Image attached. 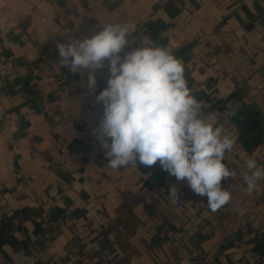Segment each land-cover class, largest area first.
<instances>
[{
	"label": "crops",
	"instance_id": "1",
	"mask_svg": "<svg viewBox=\"0 0 264 264\" xmlns=\"http://www.w3.org/2000/svg\"><path fill=\"white\" fill-rule=\"evenodd\" d=\"M111 20L182 61L202 114L236 139L233 178L249 158L264 166V134L249 152L226 115L242 102L264 113V0H0V54L31 70L0 97V264L37 243L48 264H264V203L236 230L159 162L108 166L92 135L107 62L89 95L87 73L60 68L56 45Z\"/></svg>",
	"mask_w": 264,
	"mask_h": 264
},
{
	"label": "clouds",
	"instance_id": "2",
	"mask_svg": "<svg viewBox=\"0 0 264 264\" xmlns=\"http://www.w3.org/2000/svg\"><path fill=\"white\" fill-rule=\"evenodd\" d=\"M135 32L134 23H101V29L89 37L57 43V65L73 74L87 73L91 95L97 88L95 72L107 62V87L94 96L103 113L92 135L109 167H137L138 163L151 167L159 162L164 171L178 181L186 180L191 190L206 197L214 213L233 198L221 182L237 174L226 156L236 139L202 114L204 103L188 87L182 61L150 36L137 40ZM127 47L132 50L125 52ZM245 167V192L252 195L264 180V166L249 158ZM169 193L178 203L175 186Z\"/></svg>",
	"mask_w": 264,
	"mask_h": 264
},
{
	"label": "built area",
	"instance_id": "3",
	"mask_svg": "<svg viewBox=\"0 0 264 264\" xmlns=\"http://www.w3.org/2000/svg\"><path fill=\"white\" fill-rule=\"evenodd\" d=\"M30 71L29 64L0 54V97L6 86L13 85L18 78L28 75ZM221 186L228 188L233 198L218 210L217 214L220 218L231 219L236 224V230L247 231L249 226L260 218L257 206L264 203V180L259 182L258 190L252 195L246 194L243 177L223 179ZM241 208L245 210L243 214L238 211ZM44 248L45 246L37 243L28 253L10 264H48L44 257Z\"/></svg>",
	"mask_w": 264,
	"mask_h": 264
},
{
	"label": "trees",
	"instance_id": "4",
	"mask_svg": "<svg viewBox=\"0 0 264 264\" xmlns=\"http://www.w3.org/2000/svg\"><path fill=\"white\" fill-rule=\"evenodd\" d=\"M231 112L233 120L239 127L238 143L247 151H253L263 140L264 113L254 104L244 102L237 104Z\"/></svg>",
	"mask_w": 264,
	"mask_h": 264
}]
</instances>
